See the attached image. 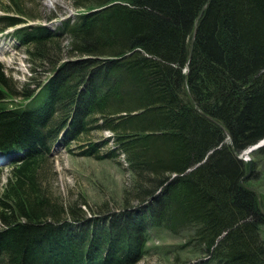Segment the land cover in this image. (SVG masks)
Returning a JSON list of instances; mask_svg holds the SVG:
<instances>
[{
	"label": "trees",
	"instance_id": "16d2710c",
	"mask_svg": "<svg viewBox=\"0 0 264 264\" xmlns=\"http://www.w3.org/2000/svg\"><path fill=\"white\" fill-rule=\"evenodd\" d=\"M69 1L54 28L42 19L60 15L28 0L0 6L32 69L19 82L0 61V151L19 154L0 186V264H138L153 228L190 233L209 259L188 264H264L253 162L238 157L264 139V0ZM56 141L124 157L123 204L54 195Z\"/></svg>",
	"mask_w": 264,
	"mask_h": 264
},
{
	"label": "rangeland",
	"instance_id": "374dc122",
	"mask_svg": "<svg viewBox=\"0 0 264 264\" xmlns=\"http://www.w3.org/2000/svg\"><path fill=\"white\" fill-rule=\"evenodd\" d=\"M28 4L34 14L44 18L51 11L65 16L72 15L75 10L69 0H28ZM1 5L2 0H0ZM42 21L47 22L46 19H42ZM47 23L54 28V22ZM0 58L4 62L8 75H12L15 80L24 82L30 78L32 69L28 56L23 48L18 46L17 40L10 35L0 36ZM41 76L40 73L36 78ZM109 134V131L96 133L92 136V140L103 138ZM72 146L75 150L73 152L68 151L60 142L54 144L52 163H48L44 168L45 183L51 186L54 195L76 198L81 191L93 209L100 208L106 201H109L111 206L123 204L126 195L132 190L134 182V173L128 170V164L124 157L120 156L114 160H98L79 154L76 144ZM251 146L241 150L238 157L253 162V167L248 173L247 184L258 193L261 210L264 214V153L258 152L260 148H264V143L248 152V148ZM3 161L5 160L0 158V163L4 164ZM1 169L0 186L3 187L8 181L9 167L5 165ZM89 206L85 205V208L89 210ZM150 234L148 252L138 264H176L174 259L176 256H179V262L182 261L183 264L209 259L205 253L198 249L196 242H189L187 234L190 233L173 234L164 229L153 228L150 230ZM261 234L264 239V223H262ZM208 263L217 264L215 261H208Z\"/></svg>",
	"mask_w": 264,
	"mask_h": 264
},
{
	"label": "bare ground",
	"instance_id": "6f19581e",
	"mask_svg": "<svg viewBox=\"0 0 264 264\" xmlns=\"http://www.w3.org/2000/svg\"><path fill=\"white\" fill-rule=\"evenodd\" d=\"M73 118H74V117H73ZM78 146H79V145H78ZM256 150H257V149H256ZM250 151H251V150H250ZM249 154H250V153H249ZM249 179H250V178H249ZM90 216H91V215H90ZM87 217H88V216H87ZM189 239H190V238H189ZM189 239H188V240H189ZM211 260H213V259H211ZM215 261H216V260H215ZM217 262H218V261H217ZM194 263H195V262H194ZM187 264H188V263H187Z\"/></svg>",
	"mask_w": 264,
	"mask_h": 264
},
{
	"label": "water",
	"instance_id": "95a60500",
	"mask_svg": "<svg viewBox=\"0 0 264 264\" xmlns=\"http://www.w3.org/2000/svg\"><path fill=\"white\" fill-rule=\"evenodd\" d=\"M194 34H195V31H194Z\"/></svg>",
	"mask_w": 264,
	"mask_h": 264
}]
</instances>
